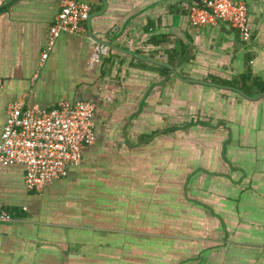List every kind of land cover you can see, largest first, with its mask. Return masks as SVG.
Masks as SVG:
<instances>
[{"label": "crops", "instance_id": "obj_1", "mask_svg": "<svg viewBox=\"0 0 264 264\" xmlns=\"http://www.w3.org/2000/svg\"><path fill=\"white\" fill-rule=\"evenodd\" d=\"M89 1L45 61L61 0L0 4V137L16 99L95 104V141L44 192L0 162V264H264V93L220 83L264 80V0H238L248 43L183 0Z\"/></svg>", "mask_w": 264, "mask_h": 264}, {"label": "built area", "instance_id": "obj_2", "mask_svg": "<svg viewBox=\"0 0 264 264\" xmlns=\"http://www.w3.org/2000/svg\"><path fill=\"white\" fill-rule=\"evenodd\" d=\"M7 1L0 0V4ZM181 6L194 27L224 22L239 33L243 42L252 40L250 9L243 1L183 0ZM91 13L89 0H61V12L49 32L42 59L48 58L63 33L84 34ZM106 55L105 46H94L88 59L90 68ZM94 115L95 104L90 101L62 102L54 109L44 110L37 104L29 105L27 97L16 99L7 109L0 137V162L24 166L27 190L42 193L66 178L69 168L81 162L86 146L95 141ZM15 218V213L0 207V220L9 222Z\"/></svg>", "mask_w": 264, "mask_h": 264}, {"label": "trees", "instance_id": "obj_3", "mask_svg": "<svg viewBox=\"0 0 264 264\" xmlns=\"http://www.w3.org/2000/svg\"><path fill=\"white\" fill-rule=\"evenodd\" d=\"M225 86H232L233 88H238L245 92L246 95H260L264 93V80L258 78L242 77L240 81H235L232 83L220 82Z\"/></svg>", "mask_w": 264, "mask_h": 264}, {"label": "water", "instance_id": "obj_4", "mask_svg": "<svg viewBox=\"0 0 264 264\" xmlns=\"http://www.w3.org/2000/svg\"><path fill=\"white\" fill-rule=\"evenodd\" d=\"M232 90H234V89H232ZM235 91L241 92L240 90H235ZM244 95H246V94H244Z\"/></svg>", "mask_w": 264, "mask_h": 264}]
</instances>
